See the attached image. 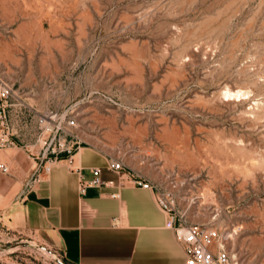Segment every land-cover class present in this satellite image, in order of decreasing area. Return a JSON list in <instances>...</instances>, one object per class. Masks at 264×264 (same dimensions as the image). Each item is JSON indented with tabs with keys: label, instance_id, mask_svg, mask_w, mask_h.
<instances>
[{
	"label": "rangeland",
	"instance_id": "rangeland-1",
	"mask_svg": "<svg viewBox=\"0 0 264 264\" xmlns=\"http://www.w3.org/2000/svg\"><path fill=\"white\" fill-rule=\"evenodd\" d=\"M0 81L17 145L60 125L264 264V0H0ZM0 264L65 263L0 221Z\"/></svg>",
	"mask_w": 264,
	"mask_h": 264
},
{
	"label": "crops",
	"instance_id": "crops-1",
	"mask_svg": "<svg viewBox=\"0 0 264 264\" xmlns=\"http://www.w3.org/2000/svg\"><path fill=\"white\" fill-rule=\"evenodd\" d=\"M0 151V221L65 264H186L184 247L166 228L167 215L154 192L107 170L108 157L81 148L32 182L41 146L34 139ZM101 168L100 188L80 192V181ZM107 183H112V185Z\"/></svg>",
	"mask_w": 264,
	"mask_h": 264
},
{
	"label": "built area",
	"instance_id": "built-area-1",
	"mask_svg": "<svg viewBox=\"0 0 264 264\" xmlns=\"http://www.w3.org/2000/svg\"><path fill=\"white\" fill-rule=\"evenodd\" d=\"M11 87L0 81V151L17 148L13 135L7 126V111L9 109V100L11 97ZM47 120L41 119L40 125L46 127ZM72 121L70 126H74ZM51 130L46 131L50 139L40 137L38 141L41 143V152L36 158L32 182L39 180L42 174L48 173L52 165L63 160V156L71 160L73 157V147L66 146L62 143L56 145V135L60 130L59 126L50 127ZM48 130V129H46ZM45 132V133H46ZM46 135V134H45ZM107 170L116 174L125 171V166L121 161L110 160ZM0 172L2 174L9 173V167L0 163ZM101 168L91 170L92 179L86 180L82 178L80 181V192L85 195L90 188H100L106 183L102 180ZM137 186L151 192L157 191V188L150 182L137 181ZM112 183H107V185ZM159 208L167 215L168 220L166 228L173 231L178 242L184 247L187 257L186 264H231L229 253L224 248L222 234L214 229H208L200 225L188 224L173 210V202L167 197H157Z\"/></svg>",
	"mask_w": 264,
	"mask_h": 264
}]
</instances>
